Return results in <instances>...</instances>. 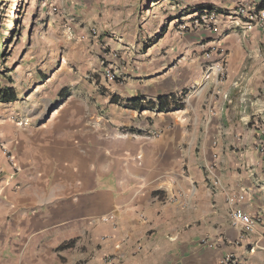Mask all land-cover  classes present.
<instances>
[{
  "label": "crops",
  "instance_id": "1",
  "mask_svg": "<svg viewBox=\"0 0 264 264\" xmlns=\"http://www.w3.org/2000/svg\"><path fill=\"white\" fill-rule=\"evenodd\" d=\"M191 8L164 44L151 18L141 29L125 16H59L51 30L69 54L85 52L90 76L2 86L17 99L0 102V264H264V151L247 103L264 86V19ZM200 9L215 30H172ZM233 209L253 219L250 232Z\"/></svg>",
  "mask_w": 264,
  "mask_h": 264
},
{
  "label": "rangeland",
  "instance_id": "2",
  "mask_svg": "<svg viewBox=\"0 0 264 264\" xmlns=\"http://www.w3.org/2000/svg\"><path fill=\"white\" fill-rule=\"evenodd\" d=\"M231 1L0 0V86L8 83V79H10L18 93H27L34 91L37 83L47 77L55 78L58 83L63 84L72 82L76 76L82 75L83 72L86 76H90L91 71L89 70L90 73L88 70L84 71V67H82L86 62L82 59L85 52L71 50V54H69L70 47L64 43L68 39L65 37L66 35H63L62 29L51 30L52 22L59 16H100L103 21H108L109 16H125L124 24H130L133 21L141 29L147 27V21L151 18L149 29H153L151 30L152 38L154 40L161 38L163 43L167 34L165 32L169 30L170 21L176 17L180 18V16H195L191 15L193 12L191 7L195 4H227L226 12L235 16L239 7L251 6L252 0H233L234 3ZM51 5L55 6L56 10H51ZM135 16H138V20H133ZM196 16L198 15L196 14ZM188 18L190 19L185 24L189 27L182 31L185 37L190 31L195 30L190 27L194 17ZM181 21L178 19V23ZM44 22L45 25H42ZM105 25H107L106 22ZM102 27L105 26L102 24ZM172 30L181 31L179 25ZM97 31L98 39H100L104 31L99 27ZM102 46L104 45L102 44ZM103 48H105L102 49L103 54L111 52L110 57L119 59L118 52L106 50V46ZM63 56L66 60L61 58ZM69 60L73 63H70ZM61 64L64 67H60ZM252 99L247 102L248 105L254 104L253 111L258 110L259 112L254 113L255 115L250 116L248 120L256 130L253 136L261 146L260 149L264 151V86ZM256 99H259V103ZM256 104H259L257 109L255 108Z\"/></svg>",
  "mask_w": 264,
  "mask_h": 264
},
{
  "label": "built area",
  "instance_id": "3",
  "mask_svg": "<svg viewBox=\"0 0 264 264\" xmlns=\"http://www.w3.org/2000/svg\"><path fill=\"white\" fill-rule=\"evenodd\" d=\"M251 6H244V7H239L237 9V12L235 16L237 18H240L244 21V23L247 26H250L251 24L259 23L264 19V0H252L250 2ZM261 6V9H258ZM216 16L214 12H204L200 14L199 16L194 17L193 23L190 27L192 29H202L205 31H211L216 29ZM186 24H182L180 26L181 30H187ZM95 33V31H93ZM113 77V76H110ZM129 132L127 131H121L119 132V136H127ZM151 137L156 136L157 133L153 132L151 134H148ZM15 171L16 168H13ZM10 179L13 178V173L9 176ZM231 215V223L234 226H240L241 231L243 233H248L252 230L253 228V219L247 215L245 212L238 210V209H233L230 212ZM235 259L232 258L230 255H227L223 257L220 261L219 264H235Z\"/></svg>",
  "mask_w": 264,
  "mask_h": 264
},
{
  "label": "trees",
  "instance_id": "4",
  "mask_svg": "<svg viewBox=\"0 0 264 264\" xmlns=\"http://www.w3.org/2000/svg\"><path fill=\"white\" fill-rule=\"evenodd\" d=\"M206 9V8H205ZM258 9H261V6L258 8ZM196 12L198 10H195ZM204 13L203 9H200L198 11V16L200 14ZM11 80L8 79V82H10ZM63 89L61 90L60 93H62ZM17 99V95L13 89V87H2L0 86V102H11V101H14ZM164 97H159L158 98V106H159V109L161 110L163 107H165L163 104L164 102ZM137 99H131L129 101L126 102V107H133L134 106V102L136 101ZM182 107V103L181 101H177V102H173V108H181ZM72 241H69V242H66V243H63L61 244L57 249L58 250H64V249H68L69 247L72 246Z\"/></svg>",
  "mask_w": 264,
  "mask_h": 264
}]
</instances>
